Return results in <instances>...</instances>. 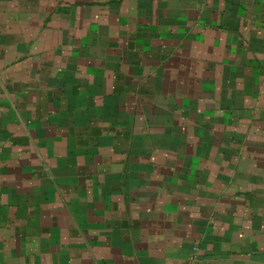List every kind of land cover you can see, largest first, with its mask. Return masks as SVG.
Returning <instances> with one entry per match:
<instances>
[{
  "label": "crops",
  "instance_id": "1",
  "mask_svg": "<svg viewBox=\"0 0 264 264\" xmlns=\"http://www.w3.org/2000/svg\"><path fill=\"white\" fill-rule=\"evenodd\" d=\"M0 264H264V0H0Z\"/></svg>",
  "mask_w": 264,
  "mask_h": 264
}]
</instances>
